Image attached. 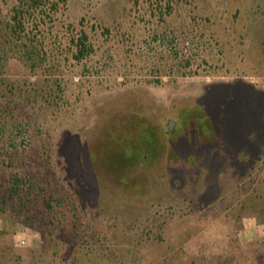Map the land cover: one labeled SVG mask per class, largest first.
Listing matches in <instances>:
<instances>
[{
    "label": "rangeland",
    "instance_id": "obj_1",
    "mask_svg": "<svg viewBox=\"0 0 264 264\" xmlns=\"http://www.w3.org/2000/svg\"><path fill=\"white\" fill-rule=\"evenodd\" d=\"M31 4L0 0L3 56L33 44L42 60L0 70V248L21 264H225L239 218L264 208V0ZM16 6L31 11L9 37ZM228 96L223 142L246 130L247 168L197 138Z\"/></svg>",
    "mask_w": 264,
    "mask_h": 264
},
{
    "label": "trees",
    "instance_id": "obj_2",
    "mask_svg": "<svg viewBox=\"0 0 264 264\" xmlns=\"http://www.w3.org/2000/svg\"><path fill=\"white\" fill-rule=\"evenodd\" d=\"M43 4V0H32V6L34 7H38L40 5ZM31 9L27 8L25 10H23V7L20 8L19 6H16L13 10V16H12V21L13 24L10 25V34L9 37L13 36H17V34H21L24 33L25 31V13L29 12L30 13ZM8 27V26H7ZM0 31H2V28H0ZM85 39H87V35H82V38L80 39V44H79V50L78 53L79 55H83L85 48H86V43H85ZM7 42L6 41H0V53H2V56L0 54V70L3 69V67H5L4 64L6 63H20V64H26L30 67H32L33 69L38 66V64H40L42 62L41 60V53L38 51L37 48H35V46L33 44L27 45L25 44L24 49L21 50V52L23 53V56H13V58H10L7 56V54L5 56H3V54L6 53L5 51V46H6ZM37 49V50H36ZM5 51V53H4ZM2 82L0 83V100L4 97L3 96V90H2ZM235 100V97H225L222 101L218 102V103H214L210 106H207L205 108H207V110L214 112V116L212 115V117L210 116V114L208 116L211 117L207 118L210 121V126H207L203 123H205L204 119L200 118L199 122L201 123L200 125V129H199V133H198V137L199 138V145L200 147H209V148H221L222 152L224 154V157L227 159V161H229L230 163L236 165L239 168H247L249 166H251V164L254 162V158H256V155L258 154L257 148L256 146L252 143V141L250 140V138L248 136H246L244 133H246V130L244 128H242V130L240 131V137L239 140L241 143L237 142V144L234 145H229V143H227L225 145V142H223L224 140L230 142L232 141V139H234V134L235 132H233L232 129V125H231V114L230 112V107H229V100ZM223 102V103H222ZM225 103L226 106H224L223 104ZM224 106V108L229 107V112L227 114H225V110H222V107ZM202 108V107H200ZM235 111V110H234ZM216 112V114H215ZM230 115V116H229ZM206 120V118H205ZM234 121V119L232 120ZM241 123L243 122L240 120ZM6 122L5 124H3L2 126V130H6ZM233 134V135H232ZM194 136V135H192ZM10 142L12 143V145H14L13 143H15L14 141L16 140V136L14 134V132H12V135L9 136ZM193 137L192 139L190 138V147L193 148V146L195 144H193ZM236 141H238V136L235 139ZM223 142V143H222ZM239 143V144H238ZM194 154H192L193 156ZM22 180L17 177V175H13L11 178V191L12 194L14 196H19L22 192V187H21V183ZM256 208V207H254ZM257 215L259 217H264V208H262L259 212H257ZM7 235V233L5 231H1L0 232V241L3 240V238ZM17 261L19 262V264H21V260L22 257L18 256L16 253V250L14 248V246L11 244L10 248L7 249H3L0 248V264H12V261ZM225 264H229V261H225Z\"/></svg>",
    "mask_w": 264,
    "mask_h": 264
},
{
    "label": "crops",
    "instance_id": "obj_3",
    "mask_svg": "<svg viewBox=\"0 0 264 264\" xmlns=\"http://www.w3.org/2000/svg\"><path fill=\"white\" fill-rule=\"evenodd\" d=\"M221 250L229 264H264V217L244 215Z\"/></svg>",
    "mask_w": 264,
    "mask_h": 264
},
{
    "label": "built area",
    "instance_id": "obj_4",
    "mask_svg": "<svg viewBox=\"0 0 264 264\" xmlns=\"http://www.w3.org/2000/svg\"><path fill=\"white\" fill-rule=\"evenodd\" d=\"M20 243L25 244V240L24 239L20 240Z\"/></svg>",
    "mask_w": 264,
    "mask_h": 264
}]
</instances>
